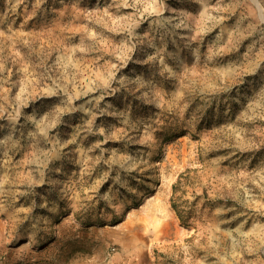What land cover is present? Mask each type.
Listing matches in <instances>:
<instances>
[{
  "label": "rangeland",
  "instance_id": "1",
  "mask_svg": "<svg viewBox=\"0 0 264 264\" xmlns=\"http://www.w3.org/2000/svg\"><path fill=\"white\" fill-rule=\"evenodd\" d=\"M0 264H264V0H0Z\"/></svg>",
  "mask_w": 264,
  "mask_h": 264
}]
</instances>
